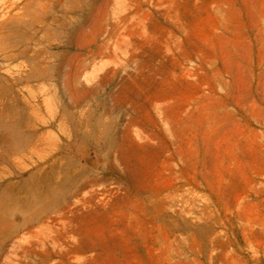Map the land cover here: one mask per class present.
<instances>
[{"label":"rangeland","instance_id":"rangeland-1","mask_svg":"<svg viewBox=\"0 0 264 264\" xmlns=\"http://www.w3.org/2000/svg\"><path fill=\"white\" fill-rule=\"evenodd\" d=\"M0 264H264V0H0Z\"/></svg>","mask_w":264,"mask_h":264},{"label":"bare ground","instance_id":"bare-ground-1","mask_svg":"<svg viewBox=\"0 0 264 264\" xmlns=\"http://www.w3.org/2000/svg\"><path fill=\"white\" fill-rule=\"evenodd\" d=\"M0 223H1V221H0Z\"/></svg>","mask_w":264,"mask_h":264}]
</instances>
